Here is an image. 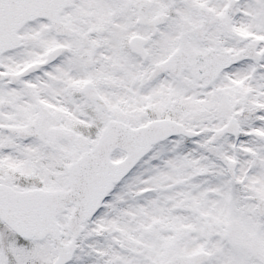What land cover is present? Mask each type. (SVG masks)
<instances>
[{
    "label": "snow or ice",
    "instance_id": "snow-or-ice-1",
    "mask_svg": "<svg viewBox=\"0 0 264 264\" xmlns=\"http://www.w3.org/2000/svg\"><path fill=\"white\" fill-rule=\"evenodd\" d=\"M0 264H264V0H0Z\"/></svg>",
    "mask_w": 264,
    "mask_h": 264
}]
</instances>
